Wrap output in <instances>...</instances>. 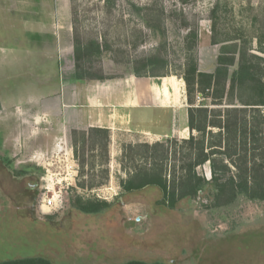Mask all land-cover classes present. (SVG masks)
Masks as SVG:
<instances>
[{"label": "rangeland", "instance_id": "rangeland-1", "mask_svg": "<svg viewBox=\"0 0 264 264\" xmlns=\"http://www.w3.org/2000/svg\"><path fill=\"white\" fill-rule=\"evenodd\" d=\"M152 5L164 9L165 35L146 27L137 11ZM188 29L196 33L192 53L202 71L214 70L220 52L221 44L212 43V35L250 40L251 52L264 58L254 39L264 38V0H0V262L42 257L52 264H264V200L240 195L225 207L206 209L203 204L211 199L198 196L168 209L157 203V187L124 192L120 182L128 177L127 145L153 143L150 134L123 143L120 152L112 150L105 166L100 147L92 149L86 136L79 175L81 143H76L75 156L72 139L66 145L57 123H39V108L28 104L30 97L43 101L51 95L49 85L58 80L61 63L65 71L72 69L73 32L82 42L96 38L107 43L101 56L84 61L97 76H123L155 57L166 60L162 71L176 73L168 75L175 80L181 79L177 75L186 57ZM241 94L247 98L246 92ZM165 113L146 111V117H162L158 124L146 119L143 127L168 133ZM176 117L174 138L187 137L181 124L184 110ZM103 167L108 177L101 187L77 185L103 181ZM198 171L210 177L207 163ZM42 196L54 197L57 207L40 209ZM76 197L105 199L111 206L100 213H82L72 207Z\"/></svg>", "mask_w": 264, "mask_h": 264}, {"label": "trees", "instance_id": "trees-1", "mask_svg": "<svg viewBox=\"0 0 264 264\" xmlns=\"http://www.w3.org/2000/svg\"><path fill=\"white\" fill-rule=\"evenodd\" d=\"M253 8L252 5L249 6ZM137 11L142 13L146 27L152 32L165 35L164 9L148 6ZM218 6L211 9V20L215 21ZM141 15V14H140ZM215 32V23L212 26ZM196 33L187 30L185 34L186 57L179 66L178 77L184 83L187 104V128L185 138H166L153 143L139 142L128 144V177L120 182L124 192H133L146 186L157 187L161 198L157 203L168 209L175 208L184 198L206 196L211 199L204 208L225 207L238 196L248 200H264V58L248 48L250 40L231 38L219 40L211 36L212 43L221 44L212 72L198 68L193 55ZM192 39V44L188 43ZM256 51L264 54V38L255 36ZM243 44H238L239 41ZM107 43L96 38L82 42L73 32L74 76L77 80L105 79L97 76L84 66L89 56H101ZM145 61V62H144ZM143 64L134 66L135 76L162 77L170 74L162 71L167 67L166 60L147 58ZM235 69L230 70L235 64ZM247 98L242 99V92ZM235 101L239 103L236 104ZM86 136L92 149L100 147L104 166L108 162L109 130L93 127L88 130H71L72 150L77 156L76 143L82 145V160L79 161V175L84 163ZM208 164L210 177L198 168ZM93 167V166H92ZM105 178L101 182L86 185L79 182L80 188H99L105 184L108 169L102 168ZM111 206L105 199H82L76 197L72 207L79 212L100 213ZM0 264H52L42 257L1 261ZM123 264H169L165 262H145L129 260Z\"/></svg>", "mask_w": 264, "mask_h": 264}, {"label": "crops", "instance_id": "crops-1", "mask_svg": "<svg viewBox=\"0 0 264 264\" xmlns=\"http://www.w3.org/2000/svg\"><path fill=\"white\" fill-rule=\"evenodd\" d=\"M58 35V58L61 62L63 57L60 50V34ZM72 63L70 71H65L62 63L60 64L56 76L58 80L54 82L55 84L52 83L54 85H49L52 92L50 96L43 101L32 97L28 100L30 106H37L40 110L36 115L39 123H44L45 126L57 123L66 145L71 141V130H88L93 127L109 130L108 153L112 150L120 152L123 143L139 140L140 134L153 135L155 137L153 142L162 141L175 137V132H178L177 112L180 113L183 110L185 121H181L182 130H187L189 134L184 91H182L183 95H180V87L184 85L182 79L174 80V76L168 75L154 77L160 78L161 81L158 83L150 76L138 77L129 72L123 76L101 80H77L74 76V62ZM180 81L179 87L177 83ZM181 97H183L182 104H179ZM150 109L166 112L168 133L149 131L143 127V121L146 119H152L155 124L160 123L161 115L156 114L154 118L144 115ZM169 110L175 114L174 119L170 117ZM135 112L138 115L133 116ZM169 120H171L170 123Z\"/></svg>", "mask_w": 264, "mask_h": 264}, {"label": "built area", "instance_id": "built-area-1", "mask_svg": "<svg viewBox=\"0 0 264 264\" xmlns=\"http://www.w3.org/2000/svg\"><path fill=\"white\" fill-rule=\"evenodd\" d=\"M52 176V175H51ZM55 178V176H54ZM73 178V176H71ZM54 207H57L56 201L54 197H49V196H42L40 199V209H52Z\"/></svg>", "mask_w": 264, "mask_h": 264}]
</instances>
